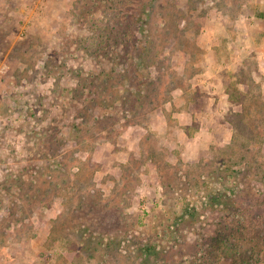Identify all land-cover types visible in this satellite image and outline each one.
I'll return each instance as SVG.
<instances>
[{
    "label": "rangeland",
    "instance_id": "rangeland-1",
    "mask_svg": "<svg viewBox=\"0 0 264 264\" xmlns=\"http://www.w3.org/2000/svg\"><path fill=\"white\" fill-rule=\"evenodd\" d=\"M0 264H264V0H0Z\"/></svg>",
    "mask_w": 264,
    "mask_h": 264
},
{
    "label": "trees",
    "instance_id": "trees-1",
    "mask_svg": "<svg viewBox=\"0 0 264 264\" xmlns=\"http://www.w3.org/2000/svg\"><path fill=\"white\" fill-rule=\"evenodd\" d=\"M219 197L220 198H218V197L212 198V201L214 203H217V204H224V209H225L226 213L228 211H230L231 209H233L232 210V217L234 218L237 216V218H239V220H240L239 223L244 222L245 215H247V214L249 215V212L247 210H245L244 208L239 207V205L237 204L238 200L236 198L231 197L229 199V201H227V200H222V195ZM236 207L241 209L243 212L241 210L238 212L236 210H234V208H236ZM214 238H216V237H214ZM222 247H224V246H222ZM144 249H145L146 253L148 254L151 251L152 247L149 246L148 248H144Z\"/></svg>",
    "mask_w": 264,
    "mask_h": 264
}]
</instances>
